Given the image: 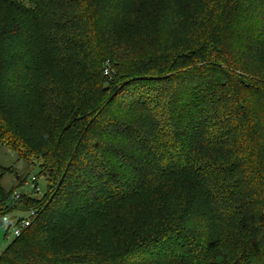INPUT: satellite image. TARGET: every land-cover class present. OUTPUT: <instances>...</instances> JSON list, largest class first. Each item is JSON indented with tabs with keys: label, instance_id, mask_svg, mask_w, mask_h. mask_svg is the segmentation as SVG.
<instances>
[{
	"label": "trees",
	"instance_id": "1",
	"mask_svg": "<svg viewBox=\"0 0 264 264\" xmlns=\"http://www.w3.org/2000/svg\"><path fill=\"white\" fill-rule=\"evenodd\" d=\"M156 2L0 0V144L48 182L0 264H264V0H169L202 28L183 48ZM47 98L35 136L22 99Z\"/></svg>",
	"mask_w": 264,
	"mask_h": 264
},
{
	"label": "rangeland",
	"instance_id": "2",
	"mask_svg": "<svg viewBox=\"0 0 264 264\" xmlns=\"http://www.w3.org/2000/svg\"><path fill=\"white\" fill-rule=\"evenodd\" d=\"M154 6H161V11L158 10L156 12V15L159 16L157 17L159 22L157 19H150L146 23L148 26H152V28H160L159 38L161 40L169 39L173 41L177 47H193V43L199 37L202 28L196 26L192 33H183L174 22L183 7L179 4H169V0H157ZM162 15H165V17L162 18ZM128 43L129 51L131 50L137 54L138 50L141 48L140 40ZM62 65H65L66 70L52 74L53 78L50 80L54 83L51 85V89L55 91L61 89L62 91L76 90L80 84L77 79L74 78V74H72V66L70 68V66H68L70 63L68 62H62ZM74 70L76 75L78 70ZM62 73L66 74L64 75ZM57 96L53 95L49 98L51 103L54 101L61 103L63 101ZM49 99H43V102L41 101L38 104H35L32 100L22 99L21 109L23 110V114L21 120L25 131L30 132L35 136H41L44 134L45 107L47 106ZM55 113H58V111L54 110L52 114ZM33 161L34 160L31 159L30 156H25V154L23 155L21 152L13 151L6 144H0V187H2L5 194V199L0 205L4 210V213L9 214L10 217H15L17 215L26 217L28 215L26 212H19V210H26L24 209V204L21 203L23 198L20 202L13 200L15 192L18 191L24 196H31L36 199H42L48 193V182L46 177L40 175V168L38 164H35ZM6 227L7 226L4 225L1 220L0 256L15 238L12 230L7 234Z\"/></svg>",
	"mask_w": 264,
	"mask_h": 264
},
{
	"label": "built area",
	"instance_id": "3",
	"mask_svg": "<svg viewBox=\"0 0 264 264\" xmlns=\"http://www.w3.org/2000/svg\"><path fill=\"white\" fill-rule=\"evenodd\" d=\"M22 198V194L20 192H15L13 195V200L19 202ZM26 212L28 215L23 217L22 215H17L15 217H10L9 214L5 215L2 219L4 225L9 226V231L12 230L14 239L22 236V234L33 224V221L37 217V211L35 209H31Z\"/></svg>",
	"mask_w": 264,
	"mask_h": 264
}]
</instances>
